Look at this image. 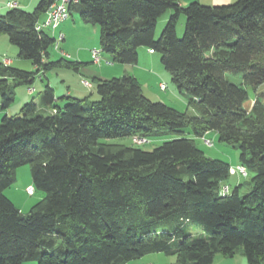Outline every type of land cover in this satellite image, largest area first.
Here are the masks:
<instances>
[{
  "label": "trees",
  "instance_id": "16d2710c",
  "mask_svg": "<svg viewBox=\"0 0 264 264\" xmlns=\"http://www.w3.org/2000/svg\"><path fill=\"white\" fill-rule=\"evenodd\" d=\"M185 0H82L70 8L100 28L114 62L134 65L139 48L161 55L193 114L148 99L125 74L97 80V100L56 98L46 85L38 103L0 123V264H127L151 254L174 264H213L217 255L264 264V0L209 6ZM53 0L33 12L0 13V34L36 72L0 63V110L15 99L10 82L31 86L36 75L81 63L48 62L56 40L36 29ZM171 13L157 39L160 19ZM186 17L178 37L181 16ZM242 76L240 85L227 74ZM248 88L256 100L250 110ZM192 136H186V130ZM216 132L239 152L251 175L223 194L231 165L212 159L196 138ZM163 140L152 151L134 145ZM130 138L131 144L109 142ZM29 165L34 189L45 193L22 214L4 191ZM174 218L169 231L152 226ZM195 231H200L195 235Z\"/></svg>",
  "mask_w": 264,
  "mask_h": 264
},
{
  "label": "rangeland",
  "instance_id": "374dc122",
  "mask_svg": "<svg viewBox=\"0 0 264 264\" xmlns=\"http://www.w3.org/2000/svg\"><path fill=\"white\" fill-rule=\"evenodd\" d=\"M7 1H11L18 3L20 8L26 9L27 11H33L34 8H25V3L27 0H0V7L2 3H5ZM238 1V0H237ZM8 9H2L1 14H6ZM168 14V13H167ZM164 15L162 19L166 18L168 15ZM75 21L82 22L84 24L78 15H74ZM161 19V20H162ZM161 20L159 21V25L157 26V32H156V38L158 39L161 36V33L165 27L162 28ZM183 22L184 28L181 29V23ZM185 24H186V17L184 15L181 16L179 25H178V37H183L185 32ZM65 25L72 26L74 25L73 19H70L69 22H67ZM63 25L61 28L63 30ZM94 25H90L89 28H94ZM96 30L99 33H92L90 32V29L85 30V32H69L66 34L67 38L64 41H60V49L63 48L66 51V54L71 56V60L66 59L62 57L61 50H57L56 46L59 43L58 41L55 42V44L50 47L49 49V57L47 58L48 62H55L59 61L62 58L68 61L72 62H80L83 61L84 64H81L78 71H75L73 69H68L65 67H57L53 70H50L45 73V76L40 73L36 75L35 82L29 87L27 85H17L15 86L13 82H10L11 87L14 89L15 92V99L12 105L6 109V110H0V123L2 121V118L4 116H20L21 115V109L22 107L31 102L38 103L41 100V94L45 90L46 84L51 81V83L54 85L56 91L60 93H64L65 91H72L73 93H77L79 96V99H84L86 97H89L90 100H97L98 95L95 90L96 81L97 79L104 80V73L106 74L107 80L114 78V77H121L124 74H115V71H113L109 65H107L104 60V55L106 56V53L102 54L103 61L100 63V65H95L91 61L90 56V50H93L95 47H89V45L94 42L97 46L95 49H101L100 45V28L99 26L95 25ZM67 28V27H66ZM47 32V31H46ZM49 35H52V32H47ZM60 32H57V37L60 36ZM82 48L83 52L80 55V57H77V49ZM89 52V53H88ZM19 50L18 47L15 45H12L10 43L9 37L6 34H0V63H3V59H14L16 60L15 65H12L13 67H16L18 69L28 71V72H36V67L33 65V63L30 60L21 59L18 56ZM157 61L155 62L153 75H150L151 77H142L141 79V86L143 90V94L154 102H161L164 103L170 107L176 108L180 111L187 112L189 114H193V106L190 104L188 97L182 95L180 91L178 90L177 86L172 81L171 74L165 69V67L161 63V55L156 53L155 54ZM93 59V58H92ZM118 73V72H117ZM41 77V78H40ZM85 77V78H84ZM227 78L240 85L243 81L242 76H235L230 73L227 74ZM49 80V81H48ZM83 81H87L88 84H90V87H87L86 89L82 86ZM165 84L168 88L166 91H162L159 87L160 84ZM86 87V86H85ZM29 88H31V92L29 91ZM264 90V87H263ZM250 100L247 102L246 106L247 109L250 110L253 106L254 100L256 98L255 92L252 88H248ZM183 99H181V97ZM186 136L190 137L192 136L190 134V130H186ZM205 138L210 139L213 141V146L209 147L204 144L201 138H196V144L197 146L205 153V155L212 159H218L225 161L229 163L232 167L237 166L239 163V152L237 149H235L233 146L228 145L226 143H221L219 141L218 134L214 131L208 133ZM109 142L117 143V144H125L130 145L131 139L130 138H124V139H114L109 140ZM163 140L159 139H152L148 144L142 145L141 148L145 151H152L157 146L161 145ZM134 144V143H133ZM135 145V144H134ZM251 175H248L247 177H243L239 174L230 176L229 180L226 184L231 188V191L234 190V188L238 185V183L245 184V186L241 189V194L244 195L250 190V183H251ZM32 186L33 184V178L31 174V169L29 165H23L16 169V182L7 188L4 191V194L15 204V206L21 211L22 214H28L31 208L43 200L45 197V193L42 191H38L34 189V194L29 195L28 194V187ZM230 191V192H231ZM175 219H167L160 222L155 223L152 226L151 231L157 232V231H169L171 230L175 225ZM195 235L197 233H200L195 231ZM241 256V255H239ZM217 258H223L222 255H217ZM147 261H152L154 264H174L177 261V258L175 256H166L164 254H151L147 255L141 259L134 260L131 262H128L127 264H146ZM215 262H220L219 259H217ZM25 264H37V262H28Z\"/></svg>",
  "mask_w": 264,
  "mask_h": 264
},
{
  "label": "crops",
  "instance_id": "0c3cea01",
  "mask_svg": "<svg viewBox=\"0 0 264 264\" xmlns=\"http://www.w3.org/2000/svg\"><path fill=\"white\" fill-rule=\"evenodd\" d=\"M40 1L41 0H27L26 2H24L25 3V8H28V9L29 8H34V7L36 8L37 5L40 3ZM193 1H198V2H200L202 4H204V5H209V6H220V5H229V4L235 3L237 0H185L183 2V5L186 6V5H188L189 3L193 2ZM10 3H12V2L11 1H7L5 3H2L1 4V7H0V13H1V10L2 9H8V11L11 10L12 8L9 7V4ZM14 3H16V2H14ZM16 4H17V7L20 8L19 5H18V3H16ZM35 8H34V10H35ZM21 9H23V8H21ZM23 10L27 11L26 9H23ZM33 11H28V12H33ZM74 15H78V14L77 13H74V12H71L70 17L65 22L61 23L56 29H54V30L53 29H44L43 31L44 32H46V31L47 32L48 31L49 32H52L53 34L51 36L56 40V42H57V38H58L57 37V32L58 31L60 32L59 33L60 35H63V40L62 41H64L67 38V36L65 34H63V32H65L66 34H68L69 32L71 33L73 31L85 32V30L90 29V32H92L94 34H95V32L96 33H99L96 30L95 25L93 26L94 28H89V26L90 25H93V24H88V23H85V22H83L84 24H82V22H80V24H79V21H77V20L75 21ZM167 15L168 16L166 18L162 19L163 18L162 17L161 18L162 20L160 19L161 20V24H162V28L167 23V20H168L169 16L171 15V13H168ZM79 18H80V16H79ZM44 19H45V14L42 15V17L40 18V21H43ZM70 19H73L74 25H72V26L65 25L67 22L70 21ZM63 25H65V26L63 27V30H62L61 27ZM158 25H159V23H158ZM181 25H182L181 26V29L183 30V28H184L183 22L181 23ZM57 45H58V48H56V49L57 50H61L62 57L71 60V56L68 55V54H66L65 49H63V48L60 49V47H59L60 46V42ZM96 46L97 45L94 42H92L89 45V47H95V48H96ZM138 51H139V59H138L137 64H134V65L121 64V63H118V62H114L113 59H112V57L109 54H106V56L104 55V60H106L105 63L107 65H109V67L113 71H115V74H124V75L125 74H130V75L134 76L135 78H137V80L141 84L140 76L146 77L148 75V77H151L150 75H153V73H154L153 70H154V66H155V62L157 61V58L155 56L156 53L153 52L151 49H148V48H145V47H141V48H139ZM82 52H83V49L82 48H78L77 51H76L77 57H80V55L82 54ZM104 54H105V52H104ZM90 56H91L92 63L95 64V65H100V63H102V61H103V59H102L103 56H102L100 62L99 63H95L93 61V59H92V50H90ZM15 62H16V60H14V59H7V58L5 60L3 59V63L6 64V65H11L12 66V65H15ZM79 63L84 64L83 61H80ZM107 78L108 77H106V74L104 73V80H107ZM46 85H49L51 88L54 89L55 96H56L57 99L60 98V97H64V96L65 97L70 96V97L79 98V96L77 95V93H73L72 91H70V89L68 91H65L64 93H62L60 95V93H58L56 91V89H55L54 85L51 83V81H49ZM161 85H162V83L159 85L160 89H161ZM82 87H84L85 89L87 88L85 86H82ZM167 88H166V90H167ZM166 90H162V91H166ZM181 99H183V98L181 97ZM255 100H256V98H255ZM255 100H254V102H255ZM228 188H229V192H230L231 191V188L229 186H228ZM239 255H241V256H239ZM217 259H219V261H220L219 263L218 262H215ZM146 264H154V263L152 261H147ZM213 264H249V263L246 260L245 256H243L242 254H236L234 257H224V256H223V258H217L216 257Z\"/></svg>",
  "mask_w": 264,
  "mask_h": 264
},
{
  "label": "built area",
  "instance_id": "2783aa9c",
  "mask_svg": "<svg viewBox=\"0 0 264 264\" xmlns=\"http://www.w3.org/2000/svg\"><path fill=\"white\" fill-rule=\"evenodd\" d=\"M82 0H53L51 5L49 6L48 10L45 13V19L43 21H39L36 24V29L38 31H43L44 29H56L61 23L65 22L71 15L70 8L73 5L79 4ZM10 8H16L17 4L16 3H10L9 4ZM63 40V35H60L57 38V41ZM58 48V45L57 47ZM103 54V49H94L92 50V58L95 63H99ZM84 86L90 87L91 85L88 84L87 81L82 82ZM167 86L165 84L161 85L162 90H166ZM30 91L31 88L29 89ZM202 141L204 142L205 145L211 147L213 146V141H211L208 138L202 137ZM132 142L137 145V146H142L145 144H148L150 140L146 137L143 136H134L132 138ZM230 174L231 175H241L243 177L248 176L247 169L243 166L238 164L237 166H233L230 169ZM223 194L229 193V188L228 186H224L222 189ZM28 194L33 195L34 194V188L32 186L28 187Z\"/></svg>",
  "mask_w": 264,
  "mask_h": 264
},
{
  "label": "bare ground",
  "instance_id": "6f19581e",
  "mask_svg": "<svg viewBox=\"0 0 264 264\" xmlns=\"http://www.w3.org/2000/svg\"><path fill=\"white\" fill-rule=\"evenodd\" d=\"M233 176V175H232Z\"/></svg>",
  "mask_w": 264,
  "mask_h": 264
}]
</instances>
